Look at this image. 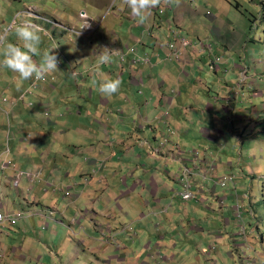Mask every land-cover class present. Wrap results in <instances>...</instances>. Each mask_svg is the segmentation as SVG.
Wrapping results in <instances>:
<instances>
[{
    "label": "crops",
    "instance_id": "1",
    "mask_svg": "<svg viewBox=\"0 0 264 264\" xmlns=\"http://www.w3.org/2000/svg\"><path fill=\"white\" fill-rule=\"evenodd\" d=\"M7 1L11 4L13 0ZM83 1L88 5L89 18H103L100 25L92 23L89 30H83L85 20L81 16V20L74 24H60L59 21V26H63L61 30L44 19H51V15L36 13L33 8L31 10L36 17L25 14L19 22L29 19L39 25L41 32L46 35L58 33L60 36L54 41V52L67 60L68 67L58 65L57 71L47 75L38 96L34 93L26 101L23 96L19 99L21 94L24 95V90L15 73L0 69L1 202L7 212L19 208L32 209L36 212L33 216H41L49 224L50 221L60 223L55 214H48L52 209L57 212V207L40 208L38 196L29 197L25 191L38 178L39 186H45L44 191L48 192L47 188L53 187L59 180L61 171L53 166L51 153L65 155L68 157L65 178L70 180L66 188H70L69 196L73 199L71 203L76 208V217L81 218L68 219V227L75 225L76 229L89 227L96 230L94 224L107 218L113 222L115 218L120 223L137 221L136 229L130 230L128 227L121 239L131 243L119 242L120 245L116 246L120 248V253H112L108 259L98 253L110 243L97 236L85 240L94 256L108 264H150L147 260L155 261L156 257L161 258L162 264H168L171 261L168 257L157 256L150 245L140 243L141 229L147 228L148 234L152 231L143 224V220L151 217L162 224L166 217L173 218L174 229L177 228V221H182V218L178 217L174 202L180 199L176 197L171 205L168 199L176 193L174 185L178 186L176 177L182 166L195 162L201 170L206 168L208 172L211 169L210 175L215 180L233 171V166L229 160L213 151L214 148L218 146L225 149V146H230L228 138L242 143L244 138L236 133L239 123L250 124L252 129L253 126L261 127L259 121L262 119L263 107L254 118L238 117L236 112L241 105L233 108L239 97L244 103L256 98L250 96L252 88L246 87V84L240 85V77L237 78L238 84L231 83L229 78L221 75L229 74L228 68L220 65L221 61L218 64L215 62L242 47L244 33H237L231 23L224 24L219 17L207 15L208 12L205 15L209 20H203L205 15L192 9L193 0H189V3L181 0L178 7L162 3L151 10L148 20L142 25L131 16L130 9L120 6V0L115 3L111 0ZM108 9H111L110 13H107ZM37 17L41 18L35 19ZM202 23L208 25L203 35L200 34ZM8 24L0 21V30L7 28ZM222 26H225V32L221 30ZM176 34L192 44V48L182 52L179 63L171 59L168 47V42ZM226 34H229L227 40L224 38ZM218 46L223 47L222 56L217 53ZM100 47L118 52L111 63L96 67V53ZM131 47L140 56H150L152 63L131 65V55L127 54ZM229 66L233 73L239 71L241 75V67ZM116 78L121 80V88L112 97L101 96L92 83L94 80L99 82ZM3 99L7 101L3 102ZM37 112L47 115L45 124L39 128L33 126L28 116V113ZM59 127L63 129L59 130ZM255 131L251 130L248 137ZM162 138L168 140L163 146L160 145ZM192 150L198 151L196 160L190 154ZM200 150H203L202 154ZM177 151L182 157L175 155ZM213 164L215 168H212ZM21 169H28L38 175L31 181L23 176L21 189L16 190L11 187L10 180ZM197 179L200 181V178ZM218 187L208 181L203 184L198 202L184 205L201 209L200 204L210 212L217 205L222 209L221 203L229 199L235 200L238 183L226 190ZM168 195L164 202L161 198ZM240 196L243 198L244 195ZM123 199L126 203L120 202ZM134 200L136 203H132ZM208 200V204L204 205ZM211 200L216 201V204L211 205ZM80 201L84 207L78 205ZM68 206L65 210H68ZM194 211L193 207L187 208L186 218ZM131 213L134 216L131 217ZM197 219L201 221L203 213L194 221ZM40 223L38 221L35 224L31 219L20 222L18 228L21 229L10 230L7 235L10 233L11 239H2L0 249L22 252L23 246L19 242L34 229H41ZM210 224L211 221L207 230L197 225L191 226L192 229L188 227L186 236H194L200 230L199 236L203 241L205 237L220 240L221 233L211 230ZM44 229H49V226ZM162 230L166 231L164 228ZM165 239L166 236L162 234L158 241L160 243ZM159 243L155 246L158 247ZM224 253L226 258H234V250L228 245ZM17 257L19 262L27 260L24 254Z\"/></svg>",
    "mask_w": 264,
    "mask_h": 264
},
{
    "label": "rangeland",
    "instance_id": "2",
    "mask_svg": "<svg viewBox=\"0 0 264 264\" xmlns=\"http://www.w3.org/2000/svg\"><path fill=\"white\" fill-rule=\"evenodd\" d=\"M186 2L189 3L190 1L186 0ZM11 4H9L7 0H0V21L9 22L7 27L9 29H14L15 24H19L22 16L25 14L27 16L36 17L31 8L35 9L36 13L51 15V19L56 18L58 21L50 19L47 22L61 30H63V26H59V21L60 24L62 22L74 24L78 22L81 14L90 15L88 13V5L83 0H13ZM191 5L193 10H198L204 15L209 12L215 17H219L224 24L231 23L237 33L243 31L244 42L242 47L237 48L235 51H231L228 57H226V55L223 58L220 57V65H224L225 68H228L227 70L230 71L229 74L227 73L228 75L224 73L221 75L229 78L233 84H238L237 78L240 77V85L244 86V84H246V87L252 88L250 96L253 95L256 96V98L247 100V102L244 103L243 99L239 97L238 102L233 108L236 109L241 105L240 108H237L236 115L238 117L254 118L258 110L261 107L264 108V0H193ZM25 9L28 10L24 11ZM11 10H14V12H10ZM17 10L24 12L17 13ZM110 10L111 9H108L107 13H110ZM39 18L41 17L35 19ZM91 18L94 24L99 23L100 25L103 22V18L101 17L96 18L91 16ZM203 20L209 19L206 18L205 15ZM207 26L208 25L205 23L201 24L200 34L203 35L207 32L205 29ZM221 30L225 32V26H222ZM43 34H41V49L55 48L54 41H57L60 35L58 33L54 35ZM224 38L227 40L229 34L228 36L227 34L224 35ZM8 41L20 46L12 30L8 33ZM53 53L55 54L54 49ZM217 53L220 56L224 54L222 46H218ZM58 54V65H66L68 67L67 60L62 55ZM33 59L39 62L40 58L33 57ZM173 60L179 63L178 60ZM229 65L241 67L243 74L241 73L239 76V71L233 73ZM225 68H223V70ZM16 77L21 89L24 90V95L21 94L19 99L23 96L25 97V101L34 93L38 96L42 84H44L48 78L46 77L39 81L35 79L22 81L17 75ZM52 80H54V78H52ZM3 102H5L4 99ZM28 116L31 118L33 126L39 128L45 124L44 118H46L45 116L47 115L45 114L44 116L43 112H37L36 114L28 113ZM11 123L13 125L12 121ZM61 123L63 124L62 121ZM259 123L261 127L257 128V126H253V129L250 124H246L245 122L243 124L239 123L240 127L236 133L244 138L243 142L239 143L237 140L228 138V141L231 142L230 146H225V149H221V147L218 148L217 146L213 150L219 153L223 159L229 160L233 166V171L226 172V174L220 176H232L234 184L231 186H236L238 183V188L236 187L238 193L235 194V200L229 199L221 203L222 209H219L217 205L208 212L206 211L208 208L205 209L200 204L199 206L201 209L193 205H184L195 202L196 200L185 201L177 196L180 200L174 202L175 206H177L175 209L176 212H178V217L180 219L182 218V221H177L175 226L177 228L174 229L173 222L175 220L173 218L168 219L166 217L162 224H160L157 219L150 217L143 220V224L145 226L148 225L149 230L152 231L148 234L147 228L143 227L141 229L142 235L140 243H146V246L150 245V248L155 251L157 256L168 257L169 260H171L167 262L168 264H264V111ZM236 128L238 129V127ZM61 129H63V127H59V130ZM256 129H261V131H255ZM251 130L255 132L252 136L248 137ZM242 133L245 135H242ZM202 152L203 150H200L201 154ZM175 155L182 157L178 151ZM199 156L201 157L200 154ZM51 158L53 159V166L61 170L58 175L59 180L55 182L53 187H46L48 192H45V186H39L37 182L39 179L35 178V181L29 184V191L27 190L25 193L29 197L38 196V207L40 208L57 207L58 211L55 214V218L59 219L61 222L50 221L49 224L45 219L42 220L41 216L28 218V212L24 208H19L13 213L8 212L11 217L15 218V221L9 222L6 228L0 233V243H2V239L10 240L11 236L10 233L7 235L8 232L12 229H21L18 228V225L20 222L27 219H31L35 224L41 221L39 224L41 229H34L33 232L28 233V236L24 237L22 241L19 242V245L23 246L22 252L19 250L13 252L11 249H0V264H108L102 259L100 260L94 256L92 251L88 249L90 245L86 244L85 240L89 241L91 237L97 236L104 242L110 243L104 246L98 253L102 258L108 259L110 258V254L119 252L118 249L120 248L116 246L120 245L119 242L131 243L121 239L125 236V229L128 227L130 230L136 229L137 221L133 223L128 220V224V222H116L115 218L114 222L112 219L107 218L105 221L100 220L94 224L96 230L88 229L89 227H85L86 229H76L77 226L75 225L68 227V219L72 217L78 220L81 219L80 217H76V208L72 205L71 201L73 199L69 196L70 188H66L70 181L69 178H65L68 157L54 152L51 153ZM193 159L196 160L197 158L194 157ZM194 164L195 162L187 168H190V166ZM185 166L184 164L182 169ZM212 167L215 168L214 164ZM182 169L176 177L179 187L176 184L174 185V191L178 193L182 192L183 184L187 180L186 177L190 178L191 176L187 174L185 170H183V173ZM205 169L206 168L200 169V174H209ZM27 170L28 169H23L22 171L27 172ZM41 177L42 174L40 175V178ZM199 178V182L195 176L188 179L192 185L198 183L199 187L197 191L203 189L200 187L201 177ZM208 179H210V181L206 180L205 183L208 181L213 182V180H211L212 176ZM32 185L33 188L31 187ZM218 189H221V187L219 186ZM231 194H234V191H231ZM240 195H244L243 198H241ZM168 197L169 195L161 199L165 202ZM53 199H56V201H53ZM168 200L171 201V205L174 198L170 196ZM120 202L126 203V200L123 199L120 200ZM208 202L209 200L204 205H207ZM132 203H136V201L134 200ZM210 204L215 205L216 201L211 200ZM67 205H69L68 210H65ZM78 205L83 206V202L80 201ZM175 206L171 207L170 212ZM191 207H193L195 211L187 219L186 216L188 214L186 210ZM18 213H21V215L16 216ZM200 213H203V219L201 221L200 219L194 221ZM130 216H134V213H131ZM208 218L211 221V230H218L221 233L220 240H213L211 237H205L203 241L199 236L201 235L199 232L200 230H198L194 236H186L188 227L191 228V226L194 225L202 227L205 230L209 229L210 221ZM46 224L49 226V229H43ZM163 228L166 231L162 230ZM116 229L121 232L118 230L114 231ZM115 232L116 234L114 235ZM162 234L166 236V239L159 243L158 240ZM12 235L16 236V233L12 232ZM116 238L120 240L118 241ZM174 242L178 243V245L173 246L172 244ZM140 243H138L139 247L141 245ZM157 243L160 244L158 247L155 246ZM227 245L231 250H234V258L225 257L224 251ZM134 246L136 247L137 245L135 244ZM185 248H187L188 251H183ZM20 254H24L27 257L25 262L18 261L17 256ZM147 262L150 264L163 263L160 257H156L155 261L147 260Z\"/></svg>",
    "mask_w": 264,
    "mask_h": 264
},
{
    "label": "clouds",
    "instance_id": "3",
    "mask_svg": "<svg viewBox=\"0 0 264 264\" xmlns=\"http://www.w3.org/2000/svg\"><path fill=\"white\" fill-rule=\"evenodd\" d=\"M111 2L115 3L116 0H111ZM162 3L167 6H177L178 7L181 3V0H120V6L127 7L128 9H130L131 16L135 19V21L138 24H141V25L146 23L151 13V10L154 8H157ZM207 15L210 16L212 14L208 12ZM44 19L46 21L50 20L46 18ZM83 27H90V25L84 24ZM10 30L14 31L15 38L19 42L20 46L8 41V33ZM70 30L72 32H76L73 29H70ZM172 41H174V38L172 39ZM172 41H169L168 43ZM41 43H42L41 28L39 25L32 23L31 20L29 19H25L23 22L19 24H15L14 29H9V28L3 29L2 31H0V57H2L0 58V69L10 70L12 73H15L18 76V78L22 81L31 80V79H35L39 81V80L45 79L49 73H52L58 70L59 60H58L57 55L53 53V49H55L56 47L42 50L40 47ZM131 48H134V47H131ZM208 48L210 50L212 49L211 46H209ZM117 52L118 50L109 49L108 47H100L99 51L96 53V61H97L96 67L111 63L113 60L114 54ZM127 54L131 55L128 52ZM33 57H39L40 58L39 62L34 60ZM142 57H145V56H142ZM151 63H152V60H151ZM139 65H146V64H139ZM147 65H150V64H147ZM135 66H138V65H135ZM244 76H245V73H244ZM92 83L96 86V90L99 92L101 96L112 97L119 93L122 82L120 79L116 78V79H104L99 82L94 80ZM163 139L164 138H162V140ZM15 177L16 175L14 176V178ZM13 179L10 180L11 187L16 190L21 189V179H20L19 187H14L12 185ZM31 180L32 179H29V181ZM2 200H3V197L0 196V203L2 206L1 208H4L5 210V206H3L1 202ZM26 210L35 212L32 209H26ZM50 211H53V209L49 210L48 214L57 213L55 211L51 213ZM33 215L35 214H30L28 216H33ZM47 226L48 225L46 224L45 228Z\"/></svg>",
    "mask_w": 264,
    "mask_h": 264
},
{
    "label": "built area",
    "instance_id": "4",
    "mask_svg": "<svg viewBox=\"0 0 264 264\" xmlns=\"http://www.w3.org/2000/svg\"><path fill=\"white\" fill-rule=\"evenodd\" d=\"M163 12V11H161ZM81 17L85 20V24L86 25H90V27H83V30H89L91 29V25L93 23L92 19L88 17V15H82ZM174 41L168 43V47L170 49V56L171 59H176L179 60L181 59L182 56V52L186 51L188 48L192 47V44L190 41H188L187 39H183L180 38L177 35H174ZM128 53L131 54V64L132 65H139V64H151V58L149 56H145L142 57L140 55H138L136 53V50L134 48H130L128 50ZM216 64H218L220 62V59H216L215 60ZM213 69V68H212ZM4 101L6 102L7 99H4ZM168 142V140H165V138L161 141V145H165ZM191 154L195 157L198 158V152L192 151ZM189 165H186L183 169L185 170V172L190 176V178L186 177L185 174L184 176L187 178V180L185 181V183L183 184V190L182 192L178 193L176 192L175 194H173V198L175 199L177 196L181 197V199L185 200V201H190V200H196L198 201L200 199V196H202L200 191H197V188L199 187L198 183L192 185V183L190 181H188V179H191L192 176H195L196 178L201 177V185L200 187L203 188V184H205L206 180H209L208 178H210V170L209 169V174L207 173H201L200 174V169L194 164L193 166H190V168H187ZM213 168V167H212ZM184 173V171H183ZM38 173L34 174L31 173L30 171H18L16 177L12 180V185L14 187H19L20 184V179L22 176H27L29 179H33L34 176H37ZM211 180H213V182L215 183L214 186L218 185L221 187V189H228V188H234V186H231L232 184H234V179L232 176H221L219 178H216L215 180L212 178ZM199 182V180H198ZM195 188V189H194ZM215 188V187H214ZM1 203H0V233L3 231V229L6 228L7 224L9 222H14L15 218L11 217V215L8 214V212H6L4 210V208H1ZM15 212V211H14ZM28 215L30 214H35V212L32 211H27ZM51 213H53V211H50ZM13 213V212H10ZM21 213H18L16 216H20ZM45 228V227H44Z\"/></svg>",
    "mask_w": 264,
    "mask_h": 264
}]
</instances>
